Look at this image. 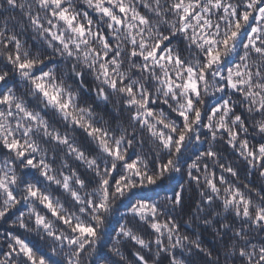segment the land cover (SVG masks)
Instances as JSON below:
<instances>
[{
  "label": "clouds",
  "instance_id": "1",
  "mask_svg": "<svg viewBox=\"0 0 264 264\" xmlns=\"http://www.w3.org/2000/svg\"><path fill=\"white\" fill-rule=\"evenodd\" d=\"M177 2L0 0V99L10 98L0 104V264H26L24 244L37 262L47 256L46 264H261L264 223L256 218L264 214V166L256 149L264 144V53L243 46L254 21L241 20L227 47L226 24L214 37L216 28L208 30L221 56L208 68V45L192 39L200 24L181 21ZM231 4L259 15L256 0ZM210 20L219 22L215 10ZM255 24L264 35V21ZM158 42L165 44L161 55L171 49V63L143 58ZM237 66L238 87H227L218 74ZM189 67L199 96L168 92V74L183 84ZM214 108L221 110L209 118ZM130 160L156 182L145 175L141 186L124 166ZM140 201L158 205L155 220L131 215ZM77 223L94 226L95 235L74 231Z\"/></svg>",
  "mask_w": 264,
  "mask_h": 264
},
{
  "label": "snow or ice",
  "instance_id": "2",
  "mask_svg": "<svg viewBox=\"0 0 264 264\" xmlns=\"http://www.w3.org/2000/svg\"><path fill=\"white\" fill-rule=\"evenodd\" d=\"M264 2V0H256L259 15L257 16L255 13H249L247 11L245 12H240L239 8L233 7L231 4V0H228L226 3L225 0H178V2L174 5L175 9L179 12L182 13L180 16L181 21H186L189 18L194 17L195 20L200 24V32L198 33L195 29H193L192 33V39L194 42L202 43L204 45H208L206 51H207V58H208V63L205 65V67L211 68L213 65L218 64L221 62V56L219 54V46L218 42L216 39L213 37L216 35H219V28L220 24L224 23L227 25L225 28V37L223 40V44L225 47L228 46L229 40H235L239 36V30L241 29V24L240 21L243 20L245 24L248 23L249 20H253V26L250 27L249 33L246 37L247 43L244 44L243 46L245 48H251L255 51L257 55H260L261 53H264V44H261V40H264V35H261V29L256 26L255 21H264V7H259V3ZM53 4L59 5L61 3V0H52ZM253 5L250 3L246 7L251 8ZM130 9H126L125 7H121L120 11L121 12H126ZM198 10V11H197ZM215 10L217 18H218V23L216 25L211 24V16L212 12ZM103 11L111 15V12L109 9L105 8ZM53 15H56L53 13ZM61 19H64L71 23V19L67 16L65 12H61L60 14ZM224 17H227V20L224 19ZM233 17H235V20L233 21ZM113 20H116V17H112ZM141 22H145L143 17L140 18ZM117 23H121V21L116 20ZM189 25H185L184 27L181 28V31H188ZM215 27L216 32L213 34V37H209L207 35V32L209 29ZM235 28L237 30L229 32L228 30L231 28ZM202 34V35H201ZM216 46L215 48L213 46ZM165 47V44L162 42H158L152 51H150L147 56H144L143 58L145 60L152 59L153 61L158 62L159 60H166L167 62L171 63L172 62V57L169 54L171 52V49H168L167 52H165L164 55H161V50ZM233 50H234V45H233ZM133 55L135 56L136 53L133 51ZM143 55V54H141ZM181 63V58L176 57V64L179 65ZM21 67H26V65H21ZM188 73L187 79L183 82V84L176 82H173L172 75L169 73L166 81L164 83V87L167 89L168 92L174 93L176 89H183L184 92H189L191 94H195L196 96H199V80L195 79V69L189 67L185 70ZM180 75L182 73H177V80H179ZM214 75H217L214 73ZM225 75H227V79L225 78ZM243 73L239 71V66H237V71L233 72L232 67H228L226 70L221 71L218 74V78L224 80L225 84L227 87L230 88H236L238 87L237 81L234 79V77H240L242 76ZM200 79H207V74L201 71L200 74ZM38 88H43V85H37ZM132 90L129 89V92ZM191 94L188 97V106H192V97ZM47 95V93H45ZM175 98V97H174ZM9 97L5 96L3 99H0V104H6L9 101ZM150 104V100L145 102V106ZM227 104V102H226ZM261 108L264 109V103H262ZM221 109L220 108H214L211 110V113L209 114V118L212 116H215L217 112H219ZM153 115L151 109L149 108L147 113H146V119L148 116ZM202 113L197 110L196 111V122L199 123L202 118ZM178 116L180 119L187 121L188 120V114L186 112L180 111L178 113ZM206 127L211 128V125H206ZM220 127H223V124L220 125ZM175 131V129H173ZM188 131H191V127L188 126ZM163 135V133H161ZM173 137L169 136L166 141H163L165 147H169L171 144ZM179 143H183L185 140V136L182 134L179 138ZM245 147H247V143L245 142ZM260 153L259 157V163L264 166V144H260L259 147L256 149ZM256 151L251 152V156L253 160H256ZM212 153H210L211 155ZM116 155L121 159L124 160L126 159L125 157H120L119 154V148L117 147L116 149ZM29 163H32L29 161ZM172 164L171 160H168L166 163L160 165L159 167L162 170H167L168 167ZM127 169L132 170L136 176V178L141 181V186H143V179L147 173H141L139 171V162L137 160H130L124 165ZM156 165H153V168L155 169ZM115 174V172H114ZM189 175H192V173H189ZM120 179H124V177H120ZM148 183L149 185L154 184L156 181L151 175H147ZM197 179H199L197 177ZM113 183L119 184V180L113 181ZM211 183V182H210ZM105 185L109 184V181H104ZM3 185L0 184V187ZM213 188H215V185L212 184ZM110 189L105 190V200L107 199L108 193ZM117 191H122V189H117ZM35 195V193H33ZM9 196H12V193L9 192ZM173 199L179 203L182 199L181 196L179 195H174ZM50 207V205H49ZM89 207H99L101 209L105 208L104 203L96 204L94 202L89 203ZM158 210V205L153 204L149 201H140L139 204L134 205L131 207V215L134 217H150L153 220H155V214L156 211ZM245 215H247V210L245 211ZM64 223L70 222L67 218H62ZM256 223H264V214H257L256 218ZM167 225H165L166 227ZM151 228L159 231L161 228V225L159 222H154L151 224ZM74 231H79L82 235L87 234L88 236H94L95 235V228L94 226H88L84 225L81 223L76 224V228ZM21 241L17 240V244H20ZM75 243V241H73ZM14 251V249H13ZM35 249L32 246H29L27 244H24L23 247L20 249V253L25 259L26 264H46V260L48 259L47 256H45L43 253L40 254L39 261L37 262L36 258L33 256V252ZM241 255H243V252H241ZM142 259V258H141ZM261 264H264V249H261V255L259 257Z\"/></svg>",
  "mask_w": 264,
  "mask_h": 264
}]
</instances>
